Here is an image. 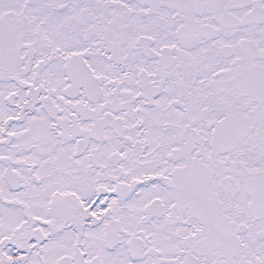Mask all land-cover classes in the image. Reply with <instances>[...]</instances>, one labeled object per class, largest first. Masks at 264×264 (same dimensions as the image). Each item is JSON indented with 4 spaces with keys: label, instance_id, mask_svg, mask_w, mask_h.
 <instances>
[{
    "label": "snow or ice",
    "instance_id": "snow-or-ice-1",
    "mask_svg": "<svg viewBox=\"0 0 264 264\" xmlns=\"http://www.w3.org/2000/svg\"><path fill=\"white\" fill-rule=\"evenodd\" d=\"M0 264H264V0H0Z\"/></svg>",
    "mask_w": 264,
    "mask_h": 264
}]
</instances>
